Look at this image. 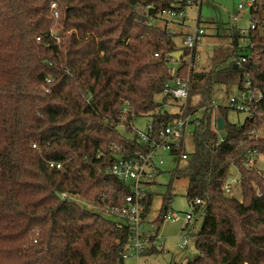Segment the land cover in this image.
Returning a JSON list of instances; mask_svg holds the SVG:
<instances>
[{
  "label": "trees",
  "instance_id": "trees-1",
  "mask_svg": "<svg viewBox=\"0 0 264 264\" xmlns=\"http://www.w3.org/2000/svg\"><path fill=\"white\" fill-rule=\"evenodd\" d=\"M149 4L168 6L163 0H0V264H125L132 230L102 211L123 206L132 190L109 167L116 153L153 147L120 127L132 131L135 119L148 117L159 138L175 117L162 94L174 78L167 56L177 44L163 27L141 21L138 7ZM258 17L264 18V0L254 10ZM226 36L227 51L208 71L176 59L177 75L191 84L185 115H204L192 122L194 151L187 152L185 139L172 149L179 162L189 157V165L173 173L154 223L160 228L170 211L174 178L189 176L186 194L203 224L195 234L197 253L186 264H264V173L247 165L250 151L264 154V138L252 137L264 127V98L259 116L243 124L229 122L227 107L213 106L216 86L240 84L247 69L264 94V33L255 32L254 54L243 65L240 28L230 27ZM218 117L226 121L223 141ZM234 167L240 197L224 191ZM153 202L154 193L146 192L145 217Z\"/></svg>",
  "mask_w": 264,
  "mask_h": 264
},
{
  "label": "built area",
  "instance_id": "built-area-1",
  "mask_svg": "<svg viewBox=\"0 0 264 264\" xmlns=\"http://www.w3.org/2000/svg\"><path fill=\"white\" fill-rule=\"evenodd\" d=\"M163 1H166L168 6L161 7L160 9H158L155 4L139 6V14L143 17L141 21L150 19L152 24L156 25L154 21L161 19L164 22V25L161 27L169 34L174 37L183 35L184 40L180 47L176 48V52H183L182 56L185 61L188 62L189 67L195 68L197 62L200 60L199 46L202 38L206 34L205 30L201 28L199 24L203 0ZM193 8L198 11L196 28L192 31L182 33L181 30L188 27L187 20L189 10ZM52 9L54 10V15L58 17L57 5L53 4ZM254 10H258V0H243L242 3L239 4V11L241 13L248 11L250 16L249 26L246 28L239 27V64L242 65L248 63L254 54L255 32L259 30L264 33V18L260 19L258 17L255 19ZM152 11H155V14H151ZM239 19L240 15L234 16L235 21H239ZM38 41H41V38H38ZM173 55L174 53L167 56V62L171 66L170 72L173 74L174 78L167 82L162 97L166 98L169 102H166L165 107L175 106L176 110H171V113H173L175 117L165 129L160 132L159 138L155 136L156 130L151 119L148 121L145 128L135 129V134L139 142L142 144H149L153 149L149 153L136 152L128 156L116 153L109 167V172L120 181L128 184L132 190L131 194L126 197L123 206L108 207L102 211L106 216H113L124 221L132 230L129 239V248L123 255L125 264H130L128 260L133 257L139 259L165 246V241L159 233V227L156 228L154 222L151 223L150 228L147 230V224L150 222L148 220L149 215L145 217L146 207L143 203V199L146 192L149 191L151 184L156 181L161 166L165 163L163 151L171 154L173 147L179 146L181 141L186 138L189 125L192 122H194V125H198L199 123V118L192 121L194 114L192 116L185 115L191 88L190 78L177 75L178 69H173L171 65L177 59ZM155 56L160 57L161 55L156 53ZM235 86L236 91L232 90L230 92L229 103L227 105L221 106L217 102H213L215 110L220 107H227L231 111L244 114L246 119H256L260 114L259 104L262 102L264 94L255 86L249 69L245 71L243 81ZM252 137L256 139L264 138V127L255 130L252 133ZM223 140L224 138L221 139V141ZM258 153H260L259 150H252L249 152L248 166H255V156ZM186 158L187 156L184 155V159ZM51 165L54 166V163ZM57 167L60 168L61 165L58 164ZM234 169L235 174H232L224 185V191L227 195H236V191L239 190L240 175L237 168L234 167ZM63 196L67 197L68 195L64 194ZM195 203L199 204L201 200L197 199ZM87 206L89 208H94V205L90 203ZM182 217L183 216L179 212H168L164 221L177 222L181 220ZM193 219L194 212L186 213L183 219L186 223L181 232L182 240L178 243L179 247L182 249L189 246L191 233L189 224ZM137 264H139V262Z\"/></svg>",
  "mask_w": 264,
  "mask_h": 264
},
{
  "label": "rangeland",
  "instance_id": "rangeland-1",
  "mask_svg": "<svg viewBox=\"0 0 264 264\" xmlns=\"http://www.w3.org/2000/svg\"><path fill=\"white\" fill-rule=\"evenodd\" d=\"M243 0H203V4L200 10V27L206 32L202 38L199 46L200 60L197 62L195 70L203 71L210 70L216 66L219 61L216 57L218 53L227 51L229 47L230 39L227 38L230 27L238 26L246 28L249 26V12L241 13L239 11V4ZM240 15L239 21L234 20V16ZM197 9L193 8L189 10L188 25L189 30L192 31L197 25ZM156 25L163 26L164 22L161 19L154 21ZM175 42L182 44L184 40L183 35H177L174 37ZM172 68L177 70L180 66L179 61H175L172 64ZM236 91V86L222 85L216 86L213 94V102H217L221 106H225L229 103L230 92ZM165 102L169 103L166 99ZM166 108L172 110V107L166 106ZM204 115V111H198L192 117V121L197 118H201ZM246 117L244 114L237 113L235 111H229L228 120L230 123L243 124ZM150 119L148 117H140L135 119L133 123V130H126L125 127H120V132L127 136H133L135 129H143ZM193 123L189 125L186 133V150L191 153L194 151V135H193ZM226 135L225 130H218V136L220 139ZM163 158L165 163L161 166L160 173L157 175L156 181L151 184L149 191L154 193V202L151 211L148 216L150 223L147 224V230L154 220L159 216L163 200L166 194L170 191L169 185L172 180V175L176 169L184 170L189 165L188 159H182L178 161L177 156L163 151ZM255 167L264 173V154L258 153L255 156ZM233 174L235 170L233 169ZM189 176H176L173 180L171 193H173V200L170 206L169 212H179L183 217L177 222L164 221L160 228V236L165 241V246L160 248L156 253H151L150 256H143L139 259L131 258L128 260L130 264H186L193 259L196 255V237L195 234L199 231L203 224V219L200 215L194 214V219L189 224L191 236L189 238V246L185 249L179 247L178 243L181 239L182 228L185 226L184 217L186 213L193 212V206L187 197V187L189 184ZM236 195L240 197V190L236 191ZM87 203L86 205H88ZM88 207V206H87ZM109 218L115 219L113 216ZM155 227L158 226L155 224ZM146 230V231H147Z\"/></svg>",
  "mask_w": 264,
  "mask_h": 264
},
{
  "label": "water",
  "instance_id": "water-1",
  "mask_svg": "<svg viewBox=\"0 0 264 264\" xmlns=\"http://www.w3.org/2000/svg\"><path fill=\"white\" fill-rule=\"evenodd\" d=\"M182 55H183V52H176V53H174L173 56L176 57L177 59H180ZM217 127H218V130H224L225 129L226 121L223 117H218ZM59 196H61V195H59Z\"/></svg>",
  "mask_w": 264,
  "mask_h": 264
},
{
  "label": "crops",
  "instance_id": "crops-1",
  "mask_svg": "<svg viewBox=\"0 0 264 264\" xmlns=\"http://www.w3.org/2000/svg\"><path fill=\"white\" fill-rule=\"evenodd\" d=\"M187 26H188L187 28L181 30L182 33L188 31L189 28H190L189 25H188V20H187ZM176 44L178 45L177 47H180V44H178V43H176ZM203 71H207V70H203ZM171 107H172L173 110H176L175 106H171ZM190 232H191V231H190ZM190 234H191V233H190ZM190 236H191V235H190ZM157 251H158V250H154L153 253H156ZM151 253H152V252H151ZM151 253H150V254H151ZM150 254H148V255H146V256H150Z\"/></svg>",
  "mask_w": 264,
  "mask_h": 264
}]
</instances>
